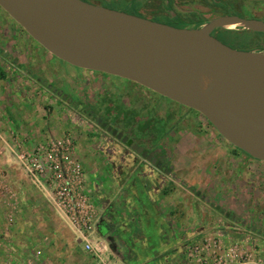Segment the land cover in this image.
I'll use <instances>...</instances> for the list:
<instances>
[{
  "label": "rangeland",
  "instance_id": "rangeland-1",
  "mask_svg": "<svg viewBox=\"0 0 264 264\" xmlns=\"http://www.w3.org/2000/svg\"><path fill=\"white\" fill-rule=\"evenodd\" d=\"M97 1L133 12L142 7L143 13L149 16L153 14L149 7L155 9L164 0ZM231 6L225 10L231 12ZM153 18L174 25L183 23L172 12L156 13ZM248 34L251 33L223 32L219 36L234 46L246 47ZM123 80L115 75L109 78L54 56L0 7V120L7 124L11 142L14 143L16 134L37 139V142L50 136H69L74 154L82 147L87 162L76 157L83 167L100 174L97 163L102 159L111 161L104 170L105 178H122L121 185L134 183L131 177L140 179L153 169L134 171L125 162L119 167V153L112 146L107 153L102 152L101 138H109H100L95 117L82 111V102L98 105L99 95L112 94L116 86L128 88L130 84ZM124 100L126 102L127 98ZM125 102L119 99V104L127 105ZM198 131V137L192 138V142L190 133H185L182 142L174 146L177 159L173 172L166 176L167 202L174 205L175 200H180L174 212L181 228H190L192 234L198 236L194 240L211 236L219 240L222 248L235 246L247 252L248 264H264V161L241 151L216 129L209 136L206 130L199 128ZM123 160L127 161L128 157ZM112 171L119 173L111 176ZM175 185L178 188H174ZM64 218V236L78 242L76 232ZM149 241L152 251L157 238L150 237Z\"/></svg>",
  "mask_w": 264,
  "mask_h": 264
},
{
  "label": "water",
  "instance_id": "water-1",
  "mask_svg": "<svg viewBox=\"0 0 264 264\" xmlns=\"http://www.w3.org/2000/svg\"><path fill=\"white\" fill-rule=\"evenodd\" d=\"M0 7L54 56L190 106L264 161V50L236 48L211 33L230 23L264 30V21L223 14L178 26L89 0H0Z\"/></svg>",
  "mask_w": 264,
  "mask_h": 264
},
{
  "label": "crops",
  "instance_id": "crops-1",
  "mask_svg": "<svg viewBox=\"0 0 264 264\" xmlns=\"http://www.w3.org/2000/svg\"><path fill=\"white\" fill-rule=\"evenodd\" d=\"M6 125L0 120L5 138L0 141V264H97L83 242L64 236V217L48 192L30 180L12 150L17 143L31 147L37 139L16 134L13 143ZM75 155L87 162L82 147ZM84 170L86 187L97 208L94 235L107 243L109 264H189L182 238L198 236L190 228H181L174 212L180 200L174 205L167 202V183L161 181L160 170L149 172L158 181L141 185H121L103 173ZM110 173L117 176L119 172ZM150 237L157 238L152 251Z\"/></svg>",
  "mask_w": 264,
  "mask_h": 264
},
{
  "label": "flooded vegetation",
  "instance_id": "flooded-vegetation-1",
  "mask_svg": "<svg viewBox=\"0 0 264 264\" xmlns=\"http://www.w3.org/2000/svg\"><path fill=\"white\" fill-rule=\"evenodd\" d=\"M89 1L100 3L97 0ZM187 3L192 5L188 6ZM227 6H231V12L225 10ZM165 7H170V9L167 11ZM154 8L149 7L153 11V14L149 16L153 17L156 13L167 14L172 12L188 27L201 25L208 19L223 14L264 21V0H164L159 7ZM138 9V12L143 13L142 7ZM199 20L201 22L198 24L197 21ZM223 32L232 35L251 33L247 36L248 45L246 47L234 46L228 43L219 36V33ZM211 33L226 44L236 48L264 50V30H256L236 24L233 28L215 27ZM89 71L96 70L89 69ZM96 72L109 78L114 76L102 71ZM118 77L125 79L123 81L129 83V87L122 89L123 87L116 86L114 87L116 90H113L112 94L106 92V94L99 95L98 105L93 106L82 102V111L95 117V124L99 126L100 138L103 136L109 138V140L101 138L102 152L107 153L112 146V149L119 153L121 157V160L118 161L119 167H123L120 163L125 162L127 167H132L134 171L146 172L149 168H157L163 174L161 181L167 183L166 176L173 172L174 162L177 159L174 146L182 142V135L190 133V142H192V138L198 137L199 128L206 130L208 136L216 128L198 110L133 80ZM124 98H127L126 102ZM119 99H122L127 105L119 104ZM209 138L212 139L211 136ZM109 141H111L110 145ZM126 157L128 160H123ZM138 157L139 160H137ZM110 164H112L111 161L106 162L102 159L97 163V169L104 174V170ZM121 179L118 177L114 181L120 183ZM155 179L157 176L154 173H148L140 179L138 176L131 177L130 181L148 183L155 181Z\"/></svg>",
  "mask_w": 264,
  "mask_h": 264
},
{
  "label": "built area",
  "instance_id": "built-area-1",
  "mask_svg": "<svg viewBox=\"0 0 264 264\" xmlns=\"http://www.w3.org/2000/svg\"><path fill=\"white\" fill-rule=\"evenodd\" d=\"M0 129V141H4ZM12 150L30 180L48 192L54 207L67 219L84 249L109 264L107 243L94 235L97 208L86 187V174L74 154L69 136H50L31 147L17 143ZM189 264H248L247 252L235 246L222 248L219 240L205 236L183 245Z\"/></svg>",
  "mask_w": 264,
  "mask_h": 264
},
{
  "label": "trees",
  "instance_id": "trees-1",
  "mask_svg": "<svg viewBox=\"0 0 264 264\" xmlns=\"http://www.w3.org/2000/svg\"><path fill=\"white\" fill-rule=\"evenodd\" d=\"M128 2V1H127ZM198 22V24L201 22V20H199V21H197ZM178 26H185V22H183L182 24H179ZM197 26H199V25H197ZM239 149V148H238ZM241 150V149H240ZM242 151V150H241Z\"/></svg>",
  "mask_w": 264,
  "mask_h": 264
},
{
  "label": "bare ground",
  "instance_id": "bare-ground-1",
  "mask_svg": "<svg viewBox=\"0 0 264 264\" xmlns=\"http://www.w3.org/2000/svg\"><path fill=\"white\" fill-rule=\"evenodd\" d=\"M234 25H235L234 23H230V24L227 25V27L232 28Z\"/></svg>",
  "mask_w": 264,
  "mask_h": 264
}]
</instances>
